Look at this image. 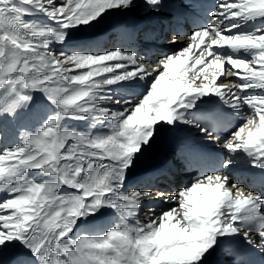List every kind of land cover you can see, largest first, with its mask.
<instances>
[{
    "label": "snow or ice",
    "instance_id": "6c2138e0",
    "mask_svg": "<svg viewBox=\"0 0 264 264\" xmlns=\"http://www.w3.org/2000/svg\"><path fill=\"white\" fill-rule=\"evenodd\" d=\"M137 3L151 13L165 6V0H0V89H9L0 116H15L33 91L55 108L41 128L0 150V264H210V258L227 264L226 257L239 264L229 243L236 236L264 253V195L232 183L227 171L244 161L264 172V0H215L206 11L211 20L190 34L179 30L185 4L176 3L172 32L188 43L170 40L179 51L158 60L132 48L100 50V43L65 50L72 30L93 28ZM40 15L51 24H41ZM133 81L145 85L141 93L115 91ZM65 118L89 124L79 132L64 127ZM181 125L214 141L225 158L204 164L172 192L158 187L177 171L163 160L129 191L127 178L157 135ZM176 157L185 170L201 158L186 146ZM150 200L175 206L148 207L145 221ZM102 208L114 209L117 222L76 235L78 221L95 219Z\"/></svg>",
    "mask_w": 264,
    "mask_h": 264
},
{
    "label": "bare ground",
    "instance_id": "6f19581e",
    "mask_svg": "<svg viewBox=\"0 0 264 264\" xmlns=\"http://www.w3.org/2000/svg\"><path fill=\"white\" fill-rule=\"evenodd\" d=\"M181 2V0H165V6L159 13L146 11L143 3H137L133 9L124 13L113 12L103 17L93 28L88 30H72L70 39L65 42L68 46L65 50H72L83 43L92 45L100 43L102 46L100 50L118 46L132 48L138 55L146 57L149 60H158L162 55L171 51L178 52L179 47L170 43V40L176 41L179 39L182 44L188 43L186 39L177 37L172 32V28L176 26V22L173 19L176 15V3ZM180 11L182 12V17L178 22V27L182 34H190L198 24H204L211 20V18L209 20L195 18L190 9L185 5L181 6ZM36 19L41 24H51L46 16L40 15ZM251 27V25H247L241 30L247 31ZM148 66L147 64L145 65V67ZM212 71V69L209 70V77ZM189 76H191V73H189ZM221 79L225 78L221 77ZM144 87L145 85L142 82L133 81L116 86L115 91L119 96L139 94L144 90ZM229 87H231L230 84ZM8 94L9 89H0V108L5 106ZM205 99L215 101L216 98L206 97ZM203 107L209 111H216L213 105H204ZM54 112L55 108L50 104L46 95L40 91H33L31 93V103L19 110L15 116L7 114L0 116V128L3 129V140L0 141V150L14 147L19 143L22 134L26 132L34 133L43 126ZM220 115L225 119H231L234 124L239 123V121L232 117L228 109H222ZM88 124V121L72 120L70 118H65L62 121L64 127L79 132L85 131ZM164 128H167V126H164ZM181 146L190 147L196 154L201 156L199 159H193L186 170L185 163L176 157V152ZM225 156L226 154L222 152V149L216 147L214 141L201 135L196 129L182 125L177 126L174 134L163 132L157 135L151 147L130 172L126 181L127 187L130 191L138 184L146 171L157 166L163 160H170L171 164L177 169L176 175L174 174L175 179L170 178L167 182L161 179L158 181V187L166 192L178 191L180 187L189 185L193 179L200 175L204 164L219 163ZM227 171L231 176L232 183L238 184L240 187L254 193L264 195V172L252 168L244 161L234 163ZM29 176L36 180L40 179L36 173H29ZM61 191L71 192L73 190L61 189ZM3 196L4 194L0 193V198ZM173 206L175 205L163 204L157 200L145 201L141 219L147 221L151 218L148 207H155L159 211ZM117 220L118 217L114 209L102 208L97 213L95 219L89 218L87 221H78V228L75 230V234L79 235L91 231L93 225L115 224ZM221 242H224L223 239ZM229 243L237 253L236 258L239 264H244L243 261L245 259H254L264 264V253L249 246L242 236L231 238ZM21 248L22 246L19 244L16 245V250H20ZM225 259L227 264H233V257H226ZM210 264H215L214 258H210Z\"/></svg>",
    "mask_w": 264,
    "mask_h": 264
},
{
    "label": "rangeland",
    "instance_id": "374dc122",
    "mask_svg": "<svg viewBox=\"0 0 264 264\" xmlns=\"http://www.w3.org/2000/svg\"><path fill=\"white\" fill-rule=\"evenodd\" d=\"M183 6V5H182ZM18 87V86H17ZM181 173H182V171H181Z\"/></svg>",
    "mask_w": 264,
    "mask_h": 264
}]
</instances>
